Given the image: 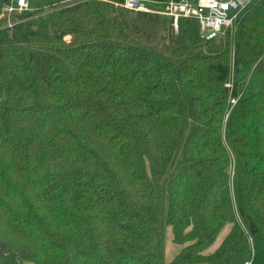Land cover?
<instances>
[{
    "label": "trees",
    "instance_id": "1",
    "mask_svg": "<svg viewBox=\"0 0 264 264\" xmlns=\"http://www.w3.org/2000/svg\"><path fill=\"white\" fill-rule=\"evenodd\" d=\"M70 1L0 0V264H264V0L207 42Z\"/></svg>",
    "mask_w": 264,
    "mask_h": 264
},
{
    "label": "built area",
    "instance_id": "2",
    "mask_svg": "<svg viewBox=\"0 0 264 264\" xmlns=\"http://www.w3.org/2000/svg\"><path fill=\"white\" fill-rule=\"evenodd\" d=\"M251 2L252 0H170L164 9L158 6V2L151 0H123L120 5L133 12L171 17L176 31L179 18L195 19L200 27L201 39L207 42L218 40L227 31L233 30L239 14ZM29 9L28 0H15V3L7 7L5 12L9 17L16 11ZM9 26H12L10 22Z\"/></svg>",
    "mask_w": 264,
    "mask_h": 264
},
{
    "label": "rangeland",
    "instance_id": "3",
    "mask_svg": "<svg viewBox=\"0 0 264 264\" xmlns=\"http://www.w3.org/2000/svg\"><path fill=\"white\" fill-rule=\"evenodd\" d=\"M29 1V5H30V9L33 7L34 3L36 0H28ZM76 0H72L70 2L67 3H72L75 2ZM7 8V7H6ZM5 8V10H6ZM33 9V8H32ZM4 10V11H5ZM7 14V13H6ZM7 20L13 24V22L15 21V18H13V15L11 14V16L8 17L7 15ZM231 224H227L223 230L221 231V233L219 234V236L217 237V239L215 240V242L209 246L207 249L204 250V254H210L213 253L223 242L224 238L227 236V234L229 233L230 229H231ZM189 242L186 243H177L173 240V230L171 226L166 225L165 226V237H164V260L166 262H170L172 261L175 256L186 246L188 245ZM24 264H36L34 262H30V261H25Z\"/></svg>",
    "mask_w": 264,
    "mask_h": 264
}]
</instances>
